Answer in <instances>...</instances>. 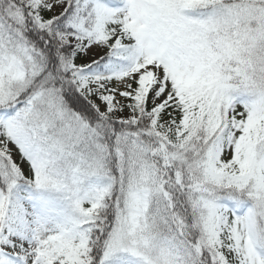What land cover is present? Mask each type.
<instances>
[{
    "label": "snow or ice",
    "instance_id": "1",
    "mask_svg": "<svg viewBox=\"0 0 264 264\" xmlns=\"http://www.w3.org/2000/svg\"><path fill=\"white\" fill-rule=\"evenodd\" d=\"M0 264H264V0H0Z\"/></svg>",
    "mask_w": 264,
    "mask_h": 264
}]
</instances>
